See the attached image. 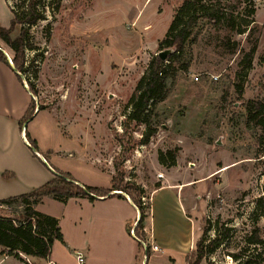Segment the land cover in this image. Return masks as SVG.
<instances>
[{
  "label": "rangeland",
  "instance_id": "374dc122",
  "mask_svg": "<svg viewBox=\"0 0 264 264\" xmlns=\"http://www.w3.org/2000/svg\"><path fill=\"white\" fill-rule=\"evenodd\" d=\"M191 1L39 2L45 19L25 25L27 64L21 76L37 91L32 93L37 109L26 129L36 152L77 183L109 189L121 174V185L142 191L129 189L102 202L129 220L137 264H147L152 249L145 236L149 214L161 248L157 252L166 250L161 244L170 246L175 264L188 255L187 263L194 264L202 237L208 244L226 234L201 264H264V112L256 122L248 119L249 102L264 103V2L199 0L205 7L199 12L219 19L204 17L193 29L183 57L189 69L179 72L168 98L157 107V134L142 145L145 126L126 120L137 83L151 59L166 50L160 43L179 9ZM23 6L24 0H0V26L9 28L12 10ZM22 29L17 25L12 38ZM0 47L13 59L1 38ZM176 148V164L162 165L160 154ZM12 175L5 172L2 178ZM169 184L185 186L152 197L157 185ZM127 193L140 200L147 217L142 231H136L139 239L130 230L136 229L140 210L136 215ZM83 199L66 206L47 197L38 205L59 219L67 241L54 243V264H79L78 250L87 264L80 238L84 214L100 200ZM0 215L13 214L0 207ZM5 256L0 250V264H42Z\"/></svg>",
  "mask_w": 264,
  "mask_h": 264
},
{
  "label": "trees",
  "instance_id": "16d2710c",
  "mask_svg": "<svg viewBox=\"0 0 264 264\" xmlns=\"http://www.w3.org/2000/svg\"><path fill=\"white\" fill-rule=\"evenodd\" d=\"M43 0H24L21 11L12 10L14 19L9 28L0 26V38L14 52L13 67L19 73V78L23 80L21 74L26 70V32L25 25L29 27L36 25L40 20L45 19V14L39 9V2ZM249 1V0H246ZM199 0L185 2L177 12L172 22L167 37L160 43V46L173 52L162 60L159 55L154 56L144 75L141 77L135 88L134 94L129 100L127 108V123H135L138 126H145L140 143L146 145L158 132V126L153 124V118L157 117V107L160 103L166 101L177 75L181 71H188L189 65L183 59L186 52V45L193 36V29L202 18L211 20L219 19L206 12H199ZM216 21V20H215ZM17 25L22 26V32L16 38H12V33ZM255 49H253V52ZM0 60L10 64L4 52L0 51ZM251 62L248 63V67ZM31 93H37L32 85ZM37 107L34 101L21 120V128L34 115ZM42 108H40L41 110ZM264 112V103L259 101H250L248 104V119L256 122ZM26 137L33 151H37V145L31 141L28 131ZM179 149L170 150L166 154L161 153L159 161L162 165L174 166L178 157ZM36 156V154H35ZM37 157V156H36ZM170 162V164H169ZM13 176V175H12ZM120 176V177H119ZM118 181V182H117ZM123 177L112 179L113 186L109 189L85 186L77 183L72 176L56 170L54 178L39 188L19 196L9 197L0 200V207L12 211L13 215H0V248L2 255L13 256L21 261L26 258L39 260H48L51 255L54 243L56 241L65 242L61 231L58 218L45 214L37 210V206L43 203L47 197L66 203L73 198H88L91 201L99 197H108L113 191L127 192L131 189L134 193H142L139 188L131 184L121 185ZM157 185L156 188H161ZM128 194V193H127ZM132 197L131 194H128ZM132 201L140 210V220L136 231H142L146 214L143 212L140 200L133 195ZM227 234L223 237H216L206 244L205 237H202L196 244L195 262L201 264L208 253L214 251L224 242ZM24 256V257H23ZM191 255H188L189 261Z\"/></svg>",
  "mask_w": 264,
  "mask_h": 264
},
{
  "label": "crops",
  "instance_id": "0c3cea01",
  "mask_svg": "<svg viewBox=\"0 0 264 264\" xmlns=\"http://www.w3.org/2000/svg\"><path fill=\"white\" fill-rule=\"evenodd\" d=\"M0 49L8 53L3 48L0 47ZM33 97L34 95L25 86L24 80L21 81L19 73L13 65L0 60V200L29 193L52 180L56 174V169L49 164L46 158L31 149L26 137V124L24 128H21V120L26 115ZM5 172L12 173L13 178L3 180L2 175ZM183 186L185 184L162 185L161 188H155L152 197L156 198L161 193L174 188L181 190ZM120 193L121 191H113L110 197ZM98 199L100 201L88 205L91 206V210L89 212L85 210L84 214V233L80 235V238L86 253L85 262L87 264H137L138 251L134 247L136 244L134 239L127 233L129 220H127L125 213H121L118 208L107 207L105 203H102L110 198L99 197ZM77 200L85 199L73 198L65 204L67 206L72 202H77ZM83 202L87 206L88 202ZM130 203L131 208L138 209L133 201ZM163 204L168 206V204L165 205V201ZM39 206H37V210ZM151 208L152 206H150V213ZM191 209L194 211L195 206H192ZM136 215H139V210H137ZM149 219L150 214L145 222V236L152 244L147 264H175L176 260L168 252L170 246L166 247L161 244V247L163 245L166 250L161 251V254L157 252L161 248L157 244L158 238L153 226L155 223L151 221L149 224ZM134 223L137 224V219ZM63 237L66 241L64 235ZM130 241L134 245L129 243ZM154 246H157L158 250H154ZM78 252L81 253L80 250ZM33 260H38L42 264H54L51 257L47 261ZM183 263L188 264L186 259Z\"/></svg>",
  "mask_w": 264,
  "mask_h": 264
},
{
  "label": "built area",
  "instance_id": "2783aa9c",
  "mask_svg": "<svg viewBox=\"0 0 264 264\" xmlns=\"http://www.w3.org/2000/svg\"><path fill=\"white\" fill-rule=\"evenodd\" d=\"M262 2H264V0H255V3H257V4H262ZM5 55L7 56V59H8V61H9V63H10L11 65H13V59L11 58V56H9V54L6 53V52H5ZM24 83H25V86L28 88V85H27V83H26L25 80H24ZM33 99H34V97H33ZM134 224H135V223H134ZM131 232H132L133 236H134L136 239H139V237H138L137 234H136V229H135V230H134V229H131ZM145 245H148L147 242H145ZM153 249H154V250H158V247H157V246H154ZM77 260H78V263H79V264H83V263H84V257H83V255H82L81 253H77Z\"/></svg>",
  "mask_w": 264,
  "mask_h": 264
},
{
  "label": "water",
  "instance_id": "95a60500",
  "mask_svg": "<svg viewBox=\"0 0 264 264\" xmlns=\"http://www.w3.org/2000/svg\"><path fill=\"white\" fill-rule=\"evenodd\" d=\"M0 51L4 52L2 49H0ZM173 51L172 50H165V51H162L160 52L158 55L159 57L166 61L167 60V57L172 53ZM5 53V52H4Z\"/></svg>",
  "mask_w": 264,
  "mask_h": 264
}]
</instances>
